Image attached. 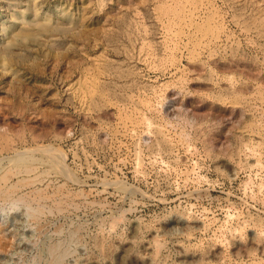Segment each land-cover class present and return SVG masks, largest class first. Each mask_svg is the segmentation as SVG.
<instances>
[{
  "label": "rangeland",
  "instance_id": "374dc122",
  "mask_svg": "<svg viewBox=\"0 0 264 264\" xmlns=\"http://www.w3.org/2000/svg\"><path fill=\"white\" fill-rule=\"evenodd\" d=\"M189 5L0 0V143L38 163L4 183L47 197L0 204V264H264V0Z\"/></svg>",
  "mask_w": 264,
  "mask_h": 264
},
{
  "label": "bare ground",
  "instance_id": "6f19581e",
  "mask_svg": "<svg viewBox=\"0 0 264 264\" xmlns=\"http://www.w3.org/2000/svg\"><path fill=\"white\" fill-rule=\"evenodd\" d=\"M186 2H189L190 3V5H193V2H194V0H185ZM165 3V2H164ZM176 3V2H175ZM158 4V3H157ZM168 4V3H167ZM198 4V3H197ZM170 5V4H169ZM189 5V6H190ZM160 6V8L162 9V10H169L170 8L169 7H167V6H165L163 3H162V5L160 4L159 5ZM171 6V5H170ZM186 6V5H185ZM174 9H171L170 11H171V13H168V15L170 14H172V18H173V20H175V19H177V21H176V23L178 24V26H177V29H176V35H178V34H181L182 36H183V34H184V36H186L187 37V39L188 38H191L194 34H195V32H200V31H202L201 30V28L203 27V25H205L204 23H206L208 20H211L212 18H213V16L211 17V16H209L208 14L207 15H205V19H198V21H196L195 20V13H193V11L192 10H183V4H182V2L180 1L179 3H176V4H174V6H172ZM193 7V6H192ZM196 7V6H195ZM209 13V12H208ZM165 16V15H164ZM163 16V17H164ZM202 17V16H201ZM168 18V17H167ZM171 19V18H170ZM213 20V19H212ZM172 26V25H171ZM210 26V29H208L209 31H210V33H213L214 34V32L217 34L218 32H220L221 31V29H220V25L219 24H214L213 22H211V23H207V27H209ZM175 27V26H174ZM184 28H186L185 29V31H184ZM208 34V33H207ZM209 37V36H208ZM195 38V37H194ZM206 38V37H205ZM202 39V38H201ZM211 39V38H210ZM213 39V38H212ZM194 40V39H193ZM213 41V40H212ZM212 43V42H211ZM209 44V43H208ZM201 45V44H200ZM205 45H207V44H205ZM203 46H204V44H203ZM211 46V45H210ZM202 47V46H201ZM199 49V48H198ZM1 55H2V52L0 53ZM88 85H90V87H91V91H93L94 89H93V86H94V80H92L91 82H90V84H88ZM98 87V86H97ZM264 93V92H263ZM97 94V93H96ZM260 95V94H259ZM221 96V95H220ZM236 97V96H235ZM262 98H263V96H262ZM237 99V98H236ZM2 133V132H1ZM1 133H0V136H2L1 135ZM6 134H7V132H5ZM3 135H4V133H2ZM2 137H4V136H2ZM10 137V136H9ZM21 137V136H20ZM5 138V140H6V138H8V136L7 137H4ZM1 139V138H0ZM13 139V138H12ZM3 141V140H2ZM7 141V140H6ZM1 142V141H0ZM10 142V141H9ZM8 142V143H9ZM4 143V142H3ZM8 143H6L5 144V146H4V144H1L0 143V153H1V151L2 150H8L9 151V148H10V151H12V152H15V155H13V157H7L8 155H2V154H0V200H1V202H0V204H7V206H8V204H11L12 206L13 205H15L16 203H18V202H21V204L22 205H24V207L28 210V215L31 217V218H37V216L40 214V212H42L43 210H42V208L44 207V204H43V202H44V200L47 198V197H45V196H41V194L39 195L38 194V196H35L36 194H34V201L33 202H31L30 201V199L28 200L27 198H24V197H21V196H15V194L13 195V194H11V192L8 190V188H6V186H5V181H6V179H7V177H9L8 176V174H23V173H26L27 175H28V173H31V172H33V171H35V166L38 164V163H36V159L33 157V155H30V154H26V152H24V151H21V153H20V150L18 151L17 150V148H14V146L12 147H10V146H8ZM48 147V146H47ZM50 147V146H49ZM44 150H46L45 148H43ZM49 149V148H48ZM52 150H54V149H52L51 148V152H52V154L51 155H53L54 154V152L52 151ZM29 151V150H28ZM56 152H58V150H55ZM11 152V153H12ZM22 152H24V153H22ZM50 152V153H51ZM8 154V153H7ZM48 154V153H47ZM57 154H60V151H59V153H57ZM54 155H56V154H54ZM57 156V155H56ZM60 156H62V155H58V157L59 158H61ZM48 157V156H47ZM46 157V158H47ZM51 157V156H50ZM49 158V157H48ZM47 158V159H48ZM57 158V157H56ZM58 159V158H57ZM4 160H6V161H4ZM61 160V159H60ZM55 161V160H54ZM53 160L52 161H49L48 163H47V168H50V169H52V168H58L59 167V165H58V163L56 162H54ZM58 161V160H57ZM4 162H6L7 163V167L6 166H4ZM61 162H62V160H61ZM61 162H60V164H61ZM60 166H62V165H60ZM66 167V166H65ZM64 168V167H63ZM58 170V169H57ZM34 173V172H33ZM12 176V175H11ZM14 176V175H13ZM33 177H35V176H33ZM28 178V177H27ZM10 179V178H9ZM24 179V178H23ZM32 179V178H31ZM19 180V179H18ZM17 180V181H18ZM22 180V179H21ZM20 180V181H21ZM27 180H29V178L27 179ZM30 181V180H29ZM25 182H26V178H25ZM1 183H3L4 184V186L3 185H1ZM7 183H8V181H7ZM31 183V182H30ZM28 184V183H27ZM13 184H10L9 186L11 187ZM22 185V184H21ZM32 185V184H31ZM19 186V185H18ZM8 187V186H7ZM12 188L14 189V186H12ZM7 189V190H6ZM15 189H16V187H15ZM10 190H11V188H10ZM9 191V192H8ZM16 192V191H15ZM31 192H33V191H31ZM35 192V191H34ZM30 193V192H29ZM37 193H39V191H37ZM42 193V192H41ZM26 195V194H25ZM33 195V194H32ZM23 196V195H22ZM27 197H29V196H27ZM33 198V197H32ZM19 204V203H18ZM31 204H34L33 206H31ZM56 204V203H55ZM57 205V204H56ZM6 206V205H5ZM18 206V205H17ZM1 208H3L2 206H0ZM5 209V208H4ZM9 209H10V207H9ZM10 211H11V209H10ZM6 213V212H5ZM9 218V217H8ZM5 219V218H4ZM6 221V220H5ZM2 235V234H1ZM6 244H7V241H5V239L3 238V239H0V249H2V248H4L5 246H6ZM48 252V251H47ZM49 252H50V254H51V259H50V264H62L63 263V258H64V256L67 254V250L66 249H64L62 246H60L59 244H53V245H51L50 247H49Z\"/></svg>",
  "mask_w": 264,
  "mask_h": 264
}]
</instances>
